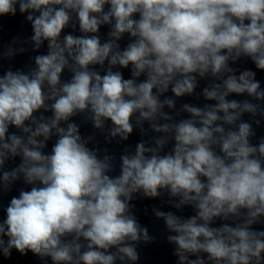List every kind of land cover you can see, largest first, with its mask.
Listing matches in <instances>:
<instances>
[{"label":"clouds","instance_id":"1","mask_svg":"<svg viewBox=\"0 0 264 264\" xmlns=\"http://www.w3.org/2000/svg\"><path fill=\"white\" fill-rule=\"evenodd\" d=\"M18 15L30 37L0 46V264H139L157 237L133 201L165 195L175 211L151 212L176 264H264V0H0V40ZM27 43L33 63L5 68ZM82 124L141 139L117 156Z\"/></svg>","mask_w":264,"mask_h":264}]
</instances>
